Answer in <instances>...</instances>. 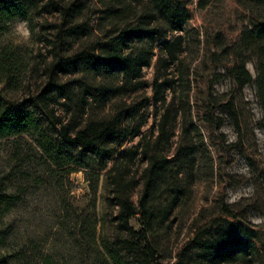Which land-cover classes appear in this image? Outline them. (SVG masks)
Listing matches in <instances>:
<instances>
[{
  "label": "trees",
  "instance_id": "16d2710c",
  "mask_svg": "<svg viewBox=\"0 0 264 264\" xmlns=\"http://www.w3.org/2000/svg\"><path fill=\"white\" fill-rule=\"evenodd\" d=\"M221 1L196 0V8ZM191 2L0 0V34L21 20L39 47L32 63L17 47L0 49V81L20 95L0 96V140L30 138L50 174L82 172L93 201L101 188L100 218L87 214L77 233L97 245L93 264L259 262L255 233L243 226L256 201L207 193L247 179L264 183L255 132L264 135V0H235L246 13L239 36L227 43L216 32L210 44L198 29L184 30ZM204 44L208 55L199 56ZM151 65L149 95L144 70ZM201 66L208 85L197 108L192 90ZM219 84L226 90L217 92ZM248 86L257 120L243 95ZM226 122L235 136L228 148L246 165L239 178L222 173L223 156L214 157L201 126L220 130ZM14 199L0 195L7 206Z\"/></svg>",
  "mask_w": 264,
  "mask_h": 264
},
{
  "label": "rangeland",
  "instance_id": "374dc122",
  "mask_svg": "<svg viewBox=\"0 0 264 264\" xmlns=\"http://www.w3.org/2000/svg\"><path fill=\"white\" fill-rule=\"evenodd\" d=\"M188 9L191 18L184 30L198 29L205 36L201 40L207 44L212 42L216 32H220L227 43L234 42L245 24L246 13L235 0L215 2L203 11L198 10L196 0H192ZM6 45L17 47L20 56L29 63L34 62L38 54L39 47L31 38L27 23L21 20L9 22L6 31L0 34V49ZM204 47L201 46L199 56L208 55ZM204 65L209 67V61L205 60ZM246 67L254 75L253 63H248ZM144 77L150 86L148 94L151 95L153 65L144 70ZM207 81L206 70L201 66L192 90L197 108H202ZM214 88L219 93L226 90L225 84L215 85ZM243 95L250 104L254 120H257L260 111L253 87H246ZM0 96L15 100L20 95L7 90L5 83L0 81ZM201 126L214 157L223 156L222 173L235 178L244 176L247 170L243 158L228 148L235 138L230 124L226 122L220 130L210 129L204 124ZM255 132L261 150L264 151V135L258 129ZM221 135L224 136L223 142ZM38 158L39 152L28 137L0 140V195L15 196L9 206L0 202V258H6L8 264H46L47 256L50 257L47 264H93L97 245L85 233H77L87 214L100 218L103 212L101 188L93 201L82 172L69 176L50 174ZM263 191L264 183L258 181L256 186L252 179H247L236 188L224 184L221 187L213 186L207 193L211 199L220 192L229 203L248 198L256 201V209L250 211L248 224L243 223V226L255 233L251 240L260 251L257 264H264ZM204 196L201 187L197 193L196 206L200 207ZM7 209V213H1Z\"/></svg>",
  "mask_w": 264,
  "mask_h": 264
}]
</instances>
